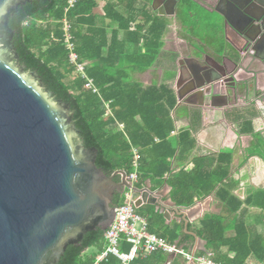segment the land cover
Masks as SVG:
<instances>
[{
    "label": "trees",
    "instance_id": "obj_1",
    "mask_svg": "<svg viewBox=\"0 0 264 264\" xmlns=\"http://www.w3.org/2000/svg\"><path fill=\"white\" fill-rule=\"evenodd\" d=\"M68 1L27 2L10 15L8 25L14 32L12 43L18 63L25 67L26 73H37L38 81L53 94L54 100L69 106L72 124L79 131L75 142H82L86 149H97L95 164L107 176L116 171L132 173L135 170L132 151L137 149L138 188L147 180L157 186L166 182L171 188V199L179 207L188 208L195 199L210 195L222 206V214L206 215L198 227L189 225L187 230L182 225L166 226L163 215L151 208L137 210L146 220L149 233L189 250L194 239L189 232H193L206 242V251L214 254L216 262L247 264L249 258H254L264 264V237L238 217L243 202L233 195L237 187L231 179L233 152L223 151L215 158L193 157L194 134L202 121L200 110L178 105L175 92L165 84L144 88L133 81L134 75L143 74L156 64L166 24L146 15L144 25H135L136 0H130L127 17L119 11L124 0H77L71 9ZM100 1L106 3L103 21L95 13ZM106 20L110 21L111 28L115 26L110 37V27L103 24ZM64 21L70 26L79 61L85 64V74L97 89L95 94L85 89L83 78L73 76L74 68L65 46ZM120 32L124 33L122 40ZM180 118L187 119L189 125L172 138L175 122ZM120 124L123 129L119 128ZM241 133L253 137L244 161L250 157L264 161L263 137L254 133L248 122L244 123ZM175 159L176 165L182 168L172 173ZM189 159L193 167L186 171ZM113 202L118 206L123 198L116 195ZM245 204L264 212V191L250 190ZM229 231L234 236L226 238ZM104 234L101 230L87 233L78 246L66 248L57 264H93L104 249ZM223 247L233 254L232 258L221 254ZM90 248L95 252L84 255ZM129 249L130 245L122 241L121 250ZM167 263L186 264L181 256L169 262L162 252L139 256L131 264ZM100 264H120V261L109 256Z\"/></svg>",
    "mask_w": 264,
    "mask_h": 264
},
{
    "label": "water",
    "instance_id": "obj_2",
    "mask_svg": "<svg viewBox=\"0 0 264 264\" xmlns=\"http://www.w3.org/2000/svg\"><path fill=\"white\" fill-rule=\"evenodd\" d=\"M30 1L0 0V264H57L69 245L78 246L89 232L108 230L116 214L114 197L125 189L132 190L135 208L149 204L166 219L169 215L151 191L132 186L126 172L107 176L96 166L97 149L75 142L79 131L69 106L54 100L37 73H26L18 63L9 17ZM246 21L230 27L243 44L242 51L235 47L238 54L253 56L250 50L264 32V13ZM211 60L214 66L190 71L187 79L181 73L178 105L217 108L216 101L226 99L230 89L238 91L233 74ZM175 257L169 255L168 261Z\"/></svg>",
    "mask_w": 264,
    "mask_h": 264
},
{
    "label": "crops",
    "instance_id": "obj_3",
    "mask_svg": "<svg viewBox=\"0 0 264 264\" xmlns=\"http://www.w3.org/2000/svg\"><path fill=\"white\" fill-rule=\"evenodd\" d=\"M176 1L174 15H172L171 6H167L166 0H160L155 4H152V0H136L134 2L137 18L135 25H144V17L147 15L165 23L166 28L161 38L163 45L156 64L147 72L134 75L133 81L141 84L144 88L165 84L176 94V82L181 74L179 67L182 66L178 59L192 64L191 60L196 57H199L200 60L204 59V62L215 59L223 63V67L229 75L233 74L237 81L238 91L230 89L226 99L217 100L216 105H221V107L198 108L184 103L181 105L188 109H198L202 115L201 127L194 134L196 147L193 151V157L215 158L223 151L233 152L231 179L237 185L233 195L243 202L238 217L251 230L264 237V212L245 204L250 190L264 191V161L258 157H250L244 161L246 151L251 148L253 143V137L250 134L241 133L244 123L248 122L251 124L254 133L260 134L264 139V57L248 56L246 53L239 55L235 47L242 51L243 44L236 32L230 27L231 24L243 27L247 23L248 16L254 17L258 13L263 14L264 0L262 2L260 0H233V2L224 0ZM130 2V0H124L119 7L120 13L126 17ZM105 5V2L100 1L95 10L100 21H103L101 18L104 15ZM103 24L108 27L111 25L108 20L104 21ZM149 26L150 23L146 24L142 34ZM114 28L115 26L108 28L109 37ZM123 38L124 33L120 32L119 39L122 40ZM240 56L244 59L242 63L239 62ZM223 92L227 94V88ZM213 122H224V127L217 123L213 124ZM188 125L189 122L185 118H180L175 122L176 131L172 134V138L178 135L180 129L187 128ZM237 139L246 140V145L243 142H238L239 151L235 148ZM192 167L189 159L185 170L190 171ZM181 168L176 165V159L173 160L172 173H177ZM120 178L121 176H117L116 180L120 181ZM143 188L151 191L152 196L160 200L162 205L169 210L168 219L153 205L142 204L138 209L136 208V211L151 208L163 215L165 225L171 228L177 225H182L183 230H187L189 225L198 227L199 222L206 215L223 213L222 206L214 195L195 199L190 207L183 208L177 206L171 199V188L166 182L157 186L155 182L147 180L140 189ZM189 234L194 239L191 248L185 250L196 255L207 252L206 242L193 232H189ZM233 236V231H229L225 235L226 238ZM220 252L223 256L233 257V254L228 252L227 247L221 248ZM247 264L260 263L254 258H249Z\"/></svg>",
    "mask_w": 264,
    "mask_h": 264
},
{
    "label": "built area",
    "instance_id": "obj_4",
    "mask_svg": "<svg viewBox=\"0 0 264 264\" xmlns=\"http://www.w3.org/2000/svg\"><path fill=\"white\" fill-rule=\"evenodd\" d=\"M77 0H69L68 8L71 9ZM63 32L65 37V46L68 51V60L74 68V74L85 80V89L92 93H97V89L93 85V80L89 79L85 74V64L79 61L75 45L70 34V26L64 21ZM107 107V106H106ZM123 129V125H119ZM155 142H158L156 139ZM133 166L135 170L128 174V181L132 186L138 182L137 164L140 158L138 150L133 149ZM132 190L125 189L122 194L123 203L116 207L115 219L111 226L104 234V249L95 258L93 264H100L109 256H113L120 261V264H131L139 256L146 257L156 252H162L166 256L174 254L181 256L185 263L194 264H221L214 260L213 254L205 252L202 254H192L177 244H170L165 239L148 232V224L136 211L132 202ZM124 238V240H123ZM122 241L130 245V249L126 252L121 250Z\"/></svg>",
    "mask_w": 264,
    "mask_h": 264
},
{
    "label": "flooded vegetation",
    "instance_id": "obj_5",
    "mask_svg": "<svg viewBox=\"0 0 264 264\" xmlns=\"http://www.w3.org/2000/svg\"><path fill=\"white\" fill-rule=\"evenodd\" d=\"M160 0H152V4L159 2ZM173 2H175V0H166L167 6H171L173 4ZM260 2H262V0H260ZM262 14L260 15L258 13V15H255L254 18H261ZM177 48V47H176ZM250 53L257 57H264V32L261 35V38L257 39V43L255 44V46L252 48V50H250ZM251 56V55H249ZM177 62V61H176ZM179 63H182L180 68V72L182 73V78L183 79H187L190 76V71L192 72H198L200 70H204L205 68L209 67V66H214L213 65V61L209 60L208 62H204V59L202 60H198L197 59H193L191 60L192 64L194 63V65H192L190 62L187 61H180L178 59ZM184 64V65H183ZM181 75V74H180ZM180 75H179V79L176 82L177 84H181V80H180ZM204 79H199L198 81H196L197 83H201V81H203Z\"/></svg>",
    "mask_w": 264,
    "mask_h": 264
},
{
    "label": "rangeland",
    "instance_id": "obj_6",
    "mask_svg": "<svg viewBox=\"0 0 264 264\" xmlns=\"http://www.w3.org/2000/svg\"><path fill=\"white\" fill-rule=\"evenodd\" d=\"M73 76H76V75L73 74ZM244 101H245V99H244ZM216 123L218 125H221V126L224 127V122L223 123H221V122H213V124H216ZM211 125H212V123H211ZM225 128H227V127H225ZM238 142H243V144L246 145V140L237 139V142L235 141V148H236L237 151H239L238 148H240V146L238 145ZM94 252H95V249L94 248H90V249H88L87 251L84 252V255H91Z\"/></svg>",
    "mask_w": 264,
    "mask_h": 264
}]
</instances>
